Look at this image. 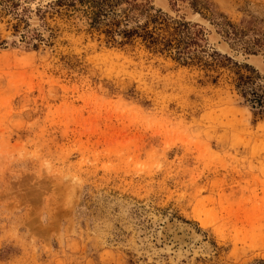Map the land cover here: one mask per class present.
Returning a JSON list of instances; mask_svg holds the SVG:
<instances>
[{"label": "rangeland", "instance_id": "obj_1", "mask_svg": "<svg viewBox=\"0 0 264 264\" xmlns=\"http://www.w3.org/2000/svg\"><path fill=\"white\" fill-rule=\"evenodd\" d=\"M91 1L0 0V264H264V0Z\"/></svg>", "mask_w": 264, "mask_h": 264}, {"label": "trees", "instance_id": "obj_2", "mask_svg": "<svg viewBox=\"0 0 264 264\" xmlns=\"http://www.w3.org/2000/svg\"><path fill=\"white\" fill-rule=\"evenodd\" d=\"M80 1L83 2L84 0H80ZM67 2H69L68 4H70V6L74 5V0H67ZM90 3L92 7L95 9V11L97 12V13H94L95 15L93 18L94 23H97V20L100 17L106 16L107 12H110L114 7H117L123 4L127 5L126 9H124L123 11L124 15L122 19L123 22L125 23L134 21L139 15L142 16L144 12H147L153 9V7L145 8L144 5L139 6L137 3V0H92ZM139 7H141V9ZM186 24L187 23H185V25ZM113 26H116V30L113 29ZM113 26L106 33L108 34L116 33L118 26L115 23H113ZM140 29L142 30L143 28L140 27ZM176 31H178V28H176ZM121 33L124 34V37L130 38L134 33L138 34V30L121 31ZM143 36L148 41H150L151 39L154 40L153 32L147 29H144ZM153 40L150 42L154 43L155 41ZM183 43L185 42L183 41ZM179 51H180V54L182 55L184 54V52L182 51V48L179 49ZM248 51L253 52L252 54H256V52H258L255 50L254 47L248 48ZM235 87L239 91V93L242 95V97L245 99V102L248 105H250V107L255 111V115H264V78L260 77L255 71H251V74L248 76H244L243 74H241L235 80Z\"/></svg>", "mask_w": 264, "mask_h": 264}]
</instances>
